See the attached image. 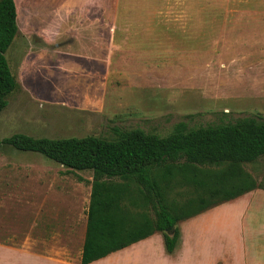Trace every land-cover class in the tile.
Wrapping results in <instances>:
<instances>
[{
    "label": "rangeland",
    "instance_id": "1",
    "mask_svg": "<svg viewBox=\"0 0 264 264\" xmlns=\"http://www.w3.org/2000/svg\"><path fill=\"white\" fill-rule=\"evenodd\" d=\"M58 1L16 0L19 35L6 56L19 86L0 113V138L115 139L116 129L133 128L166 136L181 121L198 127L264 118V0H87L86 24L103 31L94 42L108 41V69L95 76L63 53L80 44L62 36L81 11L79 0H67L60 8L67 18L54 23L59 8L45 5ZM36 75L49 83L42 94ZM244 167L264 182V157ZM90 176L41 153L0 146V243L47 252L68 223L85 226ZM178 227V248L184 253L188 241L200 239L190 247L202 248L205 264H253L264 257V188Z\"/></svg>",
    "mask_w": 264,
    "mask_h": 264
},
{
    "label": "trees",
    "instance_id": "2",
    "mask_svg": "<svg viewBox=\"0 0 264 264\" xmlns=\"http://www.w3.org/2000/svg\"><path fill=\"white\" fill-rule=\"evenodd\" d=\"M16 0H0V113L19 82L6 56L19 35ZM117 137H35L16 132L0 146L38 152L73 170H91L82 264L162 233L166 250L180 242L178 223L264 188L245 167L264 157V118L189 127L161 136L141 128Z\"/></svg>",
    "mask_w": 264,
    "mask_h": 264
},
{
    "label": "crops",
    "instance_id": "3",
    "mask_svg": "<svg viewBox=\"0 0 264 264\" xmlns=\"http://www.w3.org/2000/svg\"><path fill=\"white\" fill-rule=\"evenodd\" d=\"M66 1L67 0H61L60 2H56L57 4L47 3L45 5L47 7L49 6V11L59 8V10H54V16L56 18V20L54 19V23L67 18V15H64L65 12L60 10L63 4L66 5ZM77 4L79 5L78 8H81V11L79 12L77 10L72 13L74 15L69 17V29L63 31L64 34L62 36L66 35L70 38L71 35H74L75 39L71 42L80 40V44L76 43V46H69L67 50L68 53L63 52L64 56L74 59L77 62L80 61L82 64L85 62V65H89V73H92L90 75L95 76V74H105L108 69L107 37L104 41L101 39L100 43L97 39L94 42V38L98 37V34L101 36L103 31L101 30L99 32L98 30H95V28L92 27V23L89 25L88 23L86 24L88 19L91 20L90 18L92 15L89 13L87 0H79ZM51 5L52 7H50ZM19 14L20 10L18 7L17 22ZM83 33H85V36H83ZM73 51L78 52L79 55L75 57L70 55ZM35 77L40 78L41 82L44 80L42 75H36ZM102 77L103 76H100L98 79L100 82H102ZM30 82L32 85H36L33 81ZM96 84H99L98 81ZM48 86L49 83L44 82L43 88H41V92L39 93L42 94V92H45L48 89ZM37 92L38 89L36 90V93ZM87 171L91 173L90 177H92V171ZM87 219L88 209L85 218V226L78 225L77 220L72 223H68V226L65 227L67 228L66 234H64V236H54L51 241L52 247H50L47 252H44V250H42V248L40 249V247L28 248V246L9 249V245L7 243H0V264H82ZM36 229H38V226ZM35 241V244H41L40 242H37L39 240ZM25 243L28 244L27 241ZM196 243L197 244H194L188 241V247L185 248L183 253L182 250L179 249L180 245L182 246L179 242L175 251L173 253H169L166 250L162 233L158 232L89 264H205V254L202 251V248H200V252L198 248L190 247V245L201 244V240L197 239ZM178 249L180 251H178ZM253 264H264V257L256 258Z\"/></svg>",
    "mask_w": 264,
    "mask_h": 264
}]
</instances>
